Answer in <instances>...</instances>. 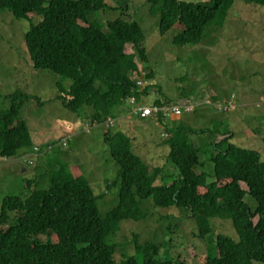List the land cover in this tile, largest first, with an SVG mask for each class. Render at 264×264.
<instances>
[{"label": "trees", "instance_id": "16d2710c", "mask_svg": "<svg viewBox=\"0 0 264 264\" xmlns=\"http://www.w3.org/2000/svg\"><path fill=\"white\" fill-rule=\"evenodd\" d=\"M232 1L144 0L151 13L158 14L159 33L176 21L182 25L172 36L175 45L199 43L208 26L221 25ZM245 2L264 5V0ZM106 8L111 7L105 0H0V11L8 10L15 19L28 13L40 16L23 34L25 49L32 68L57 75L54 99L67 110L82 115L87 107L90 122L101 125L107 119L115 124L123 104L130 108L126 99L131 96L137 104L178 108L177 115L159 110L155 119L167 120L162 135L172 167L148 168L133 152L131 137L106 129L103 142L117 169L112 184L118 191L115 204L100 213L88 181L82 174L73 175L71 168L77 165L50 164L37 170V144L30 143L27 125L17 115L19 103L12 98L10 106L0 110V158L24 165L26 152L32 177L23 179L26 194L1 200L0 264H174L175 254L169 252L173 237L160 243L134 237L133 252L115 258V246L123 242H113V232L122 220L143 218L142 203L148 199L156 208L179 210L193 224L192 235L202 240L212 231V218L229 219L235 237L217 233L200 264H264V161L258 151L231 142L234 134L225 119L206 128L175 122L193 110L188 97L179 103L155 97L147 103L144 99L155 84L152 72H146L151 79L141 86L131 77L139 69L137 62H145L141 27L123 16L107 19L100 27L92 13ZM64 79L68 85L62 84ZM65 140L43 145L66 146ZM246 194L255 201L253 208L244 200Z\"/></svg>", "mask_w": 264, "mask_h": 264}, {"label": "rangeland", "instance_id": "374dc122", "mask_svg": "<svg viewBox=\"0 0 264 264\" xmlns=\"http://www.w3.org/2000/svg\"><path fill=\"white\" fill-rule=\"evenodd\" d=\"M105 1L111 8L92 13L96 16L93 20L100 27H104L105 20L117 16L135 20L141 27L145 62H137L139 70H150L152 82L159 87L155 89L154 84V89L144 100L150 104L159 97L179 103L188 97L194 105L193 110L182 113L175 122L206 128L211 127L215 120L225 119L228 129L234 134L230 141L257 150L259 159L264 161V5L233 0L221 25L208 26L199 43L175 45L171 42L172 36L182 25L176 21L170 29L159 33L158 14L151 13L144 0ZM39 19L40 16L34 13H28L27 18L15 19L8 10L0 11V110L7 109L15 97L19 103L17 115L27 125L28 139L30 143L37 144L34 145L39 155L37 170L42 172L50 164L59 168L77 165L71 166L76 173L73 175L85 177L97 196L96 204L102 213L115 204L118 191L117 185L112 184L117 169L103 142V131H122L131 137L133 152L148 168L168 170L171 164L166 159L168 148L163 144L166 136L162 135L166 132L167 120L138 118L134 113L136 104L132 108L123 104L116 114L118 118L113 119L115 125L105 121L97 125L87 118V107L84 108L86 111H81L82 115L64 108L59 100L54 99L57 75L45 69L32 68L25 49L23 34L29 24ZM125 51L131 52V48L126 46ZM140 71L134 70L132 74L135 78L144 79L146 73ZM147 79L149 81L151 77ZM62 84L68 85L69 81L64 79ZM24 93L31 97L24 98ZM233 96L234 108L220 111L219 104ZM127 116H130L129 122L125 120ZM62 136L66 137V146L61 144L50 149L43 145L48 140L61 141ZM12 159L0 158V203L6 195L28 192L23 179L31 178L32 173L28 169L26 152L22 158L26 173H20L16 160ZM156 181L159 182V178ZM45 186L36 185L37 188ZM244 200L251 208L255 206V201L247 194ZM142 211L143 218L122 220L117 231L113 232V242H123V245L115 246V258L133 252L131 240L134 237L138 241L155 243L173 237L169 252L173 256L175 254L174 264L181 261L200 264L205 248L217 233L235 237L229 219L212 218V231L202 240L192 235L194 226L191 221L173 207L156 208L148 199L142 203Z\"/></svg>", "mask_w": 264, "mask_h": 264}, {"label": "built area", "instance_id": "2783aa9c", "mask_svg": "<svg viewBox=\"0 0 264 264\" xmlns=\"http://www.w3.org/2000/svg\"><path fill=\"white\" fill-rule=\"evenodd\" d=\"M140 71V70H139ZM140 72H143V71H140ZM144 73V72H143ZM132 78L134 79L135 81V84L138 86L143 83H146V79H142V78H135L134 75H132ZM127 102L130 106V108H132L133 106H135L134 108V113L135 115H137L136 117H153V118H156L157 117V114L158 112H160L159 110L162 111V114L163 115H166V113H169V111H171L172 113H174L175 115L179 114L180 113V110L176 107H155L154 105H145V104H137L136 101H135V97L134 96H131V97H128L127 99ZM219 107L218 109L220 111H225V110H230L231 108H233V103L229 100H226L225 102H223L222 104H219ZM107 124L111 125V120L110 119H107L105 121ZM64 143V142H62Z\"/></svg>", "mask_w": 264, "mask_h": 264}, {"label": "crops", "instance_id": "0c3cea01", "mask_svg": "<svg viewBox=\"0 0 264 264\" xmlns=\"http://www.w3.org/2000/svg\"><path fill=\"white\" fill-rule=\"evenodd\" d=\"M130 117V116H129ZM129 117L127 116V117H125V120L127 121V122H129ZM171 119H174V120H176V119H178V117H176V116H171L170 117ZM115 125V124H114ZM70 127H73V126H69V128ZM15 164H16V166L18 167V171L20 172V173H26L27 172V169L25 168V167H22V164H20V163H16L15 162Z\"/></svg>", "mask_w": 264, "mask_h": 264}, {"label": "clouds", "instance_id": "9594fccd", "mask_svg": "<svg viewBox=\"0 0 264 264\" xmlns=\"http://www.w3.org/2000/svg\"><path fill=\"white\" fill-rule=\"evenodd\" d=\"M138 71H139V69H138ZM146 72H147V71L144 70V73H146ZM145 79H146V81H148L147 77H145ZM154 119H156V118H154Z\"/></svg>", "mask_w": 264, "mask_h": 264}, {"label": "bare ground", "instance_id": "6f19581e", "mask_svg": "<svg viewBox=\"0 0 264 264\" xmlns=\"http://www.w3.org/2000/svg\"><path fill=\"white\" fill-rule=\"evenodd\" d=\"M165 117H166V116H165ZM64 139H66V137H62V138H61V141L64 140ZM61 144H63V143L61 142Z\"/></svg>", "mask_w": 264, "mask_h": 264}]
</instances>
